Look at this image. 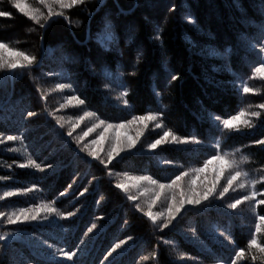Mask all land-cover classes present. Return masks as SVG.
<instances>
[{"label": "trees", "instance_id": "obj_1", "mask_svg": "<svg viewBox=\"0 0 264 264\" xmlns=\"http://www.w3.org/2000/svg\"><path fill=\"white\" fill-rule=\"evenodd\" d=\"M0 264H264V0H0Z\"/></svg>", "mask_w": 264, "mask_h": 264}, {"label": "rangeland", "instance_id": "obj_2", "mask_svg": "<svg viewBox=\"0 0 264 264\" xmlns=\"http://www.w3.org/2000/svg\"><path fill=\"white\" fill-rule=\"evenodd\" d=\"M26 33L28 34V35H31V34H37V31L35 30V29H33V28H31V27H27L26 28ZM99 41H100V43H102V45L104 44V46H106V41H110V38L109 37H103V38H99ZM133 68V66H132V64H131V66H130V69L128 70L129 72L131 71V69ZM125 73V74H124ZM126 77H127V75H126V71L125 72H123V74H122V78H121V80L119 81V83H117V84H119L120 85V88H125V87H122L121 85H124V83L126 84ZM166 91L168 90V89H165ZM80 191V190H79ZM174 207V206H173ZM175 208V207H174ZM175 211H177V209L175 208Z\"/></svg>", "mask_w": 264, "mask_h": 264}, {"label": "bare ground", "instance_id": "obj_3", "mask_svg": "<svg viewBox=\"0 0 264 264\" xmlns=\"http://www.w3.org/2000/svg\"><path fill=\"white\" fill-rule=\"evenodd\" d=\"M193 238V237H192ZM190 242V241H189ZM214 254V253H213Z\"/></svg>", "mask_w": 264, "mask_h": 264}]
</instances>
